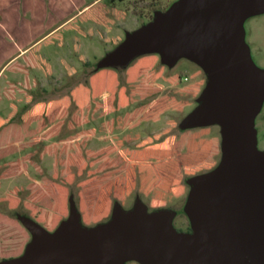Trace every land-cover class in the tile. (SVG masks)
<instances>
[{"label":"rangeland","instance_id":"obj_1","mask_svg":"<svg viewBox=\"0 0 264 264\" xmlns=\"http://www.w3.org/2000/svg\"><path fill=\"white\" fill-rule=\"evenodd\" d=\"M99 1L108 10L124 14L123 19L112 17L114 23L109 27L80 23L78 17ZM177 1L0 0V120L9 116L13 104L19 114L13 125L20 127L0 130V260L22 254L31 241L23 219L43 218L44 211L60 202L68 217L67 196L82 211L83 223L89 227L107 222L115 204L130 211L138 199L149 211L162 208L171 212L177 231L185 233L191 225L186 211L191 190L188 181L208 171L189 175L184 169L177 170L182 181L174 185L181 194H162L156 189L160 181H154L158 176L147 180L151 177L147 170L151 172L160 162L175 161L178 154L188 155L187 149L163 161L142 160V152L160 137L184 136L180 125L198 106L206 87L207 77L198 65L182 58L169 67L157 55L138 73L128 72V89H119L117 80L113 92L91 99L83 110L61 109L53 119L27 126L20 121L28 97L34 103L64 98L98 70H116V79L123 83L125 68L102 66L103 60L128 33L150 23ZM85 7L89 8L83 10ZM243 27L251 60L263 69L264 14L247 18ZM58 31L61 45L52 37ZM35 44L40 45L50 73L38 67L14 71V62L22 61L20 52ZM209 128L207 135L192 129L187 140L196 144L216 138L221 142L220 127ZM255 128L258 148L264 151V101ZM214 160L217 167L221 154Z\"/></svg>","mask_w":264,"mask_h":264},{"label":"water","instance_id":"obj_2","mask_svg":"<svg viewBox=\"0 0 264 264\" xmlns=\"http://www.w3.org/2000/svg\"><path fill=\"white\" fill-rule=\"evenodd\" d=\"M264 14V0H179L127 34L102 66H129L157 54L172 67L185 58L207 84L184 130L219 126L221 161L194 176L186 206L192 233L172 226L173 214L149 211L138 199L125 211L86 226L75 202L54 232L23 219L31 241L24 253L0 264H264V151L255 121L264 101V70L251 60L244 21Z\"/></svg>","mask_w":264,"mask_h":264},{"label":"trees","instance_id":"obj_3","mask_svg":"<svg viewBox=\"0 0 264 264\" xmlns=\"http://www.w3.org/2000/svg\"><path fill=\"white\" fill-rule=\"evenodd\" d=\"M112 17L122 20L124 14H120L115 9L108 10L106 4L103 3V1H99L84 13H82L78 17V21L80 23L91 22L99 26L109 27L114 23ZM60 33L61 31H58L52 37H57L58 42L61 45L62 36ZM50 39L46 40L45 42L47 44L51 43ZM156 56L157 54H147L137 57L129 66L125 68L124 71L126 75L123 83L119 78L116 79V74H119L116 70L101 69L93 73L89 77L85 85H77L64 98L48 102L34 103V101L30 100V98L28 97L27 110L20 116V121L23 126H27L37 120L53 119L52 116H54L55 113H57V111L61 109H71L72 107H74L75 109L83 110L87 107L91 99L100 97L103 93L106 92H113L117 85V80L119 89H128V72L133 71L134 73L132 74H136L135 72L137 71L138 73L142 65L154 61ZM14 65V71L18 72L26 71L27 67H38L45 74L50 73L49 64L43 59L42 55L40 54V45L36 44L30 47L27 53L22 56V61L14 62ZM11 109L12 111L9 116L5 120H0V130L4 127L12 128L13 126L16 129L20 128L19 126L13 125V122L19 115L17 113V107L12 104ZM209 129V127L199 128V131L201 132L200 135H207L209 133ZM191 131L192 129L184 130L182 132L184 136L179 139L173 136L160 137L156 140L157 142L156 144H154V146L145 147L144 151L142 152V160L156 159L163 161L171 158L172 155L178 154L184 147H186L187 149L188 155L183 156L178 154V157L175 161H167L162 163L160 162V164L156 165L153 168H150L151 172L147 170V174L151 176L150 178H147V180H153V176H158V179H154V181L156 183H158L157 180L160 181V185H157L156 189L162 194H172L174 197H178L181 194L180 191L177 192V188H175L176 186L174 185L182 181V177L179 175V173H177V170L184 169L187 174L196 175L197 173H201L204 171L210 172L216 168L214 159L221 154L220 140L213 138L210 141H200L196 144H193L189 140H187V134ZM62 193L63 195H66L64 190H62ZM70 199L71 196H69V199L67 196L66 200H69V212ZM158 200H162V197L159 196ZM64 205V203L60 202L57 206H55L54 209L46 210L47 212L44 211L43 218H35L31 216H29L28 218L42 225L48 231L54 232L61 224V222L67 219V208ZM77 209L81 215V220L83 222L82 211L78 207ZM160 209L162 208H157L153 211ZM27 232L30 234L28 230ZM27 244L25 245V248ZM22 254L1 259L0 262L20 257Z\"/></svg>","mask_w":264,"mask_h":264},{"label":"crops","instance_id":"obj_4","mask_svg":"<svg viewBox=\"0 0 264 264\" xmlns=\"http://www.w3.org/2000/svg\"><path fill=\"white\" fill-rule=\"evenodd\" d=\"M94 4H92L91 6H93ZM91 6H89V7H91ZM89 7H85V9L84 10H86L87 8H89ZM30 48V47H29ZM29 48H26V49H24V50H22V52H20V54H23V55H25L26 53H27V51H28V49ZM19 54V55H20ZM2 71V70H1Z\"/></svg>","mask_w":264,"mask_h":264},{"label":"flooded vegetation","instance_id":"obj_5","mask_svg":"<svg viewBox=\"0 0 264 264\" xmlns=\"http://www.w3.org/2000/svg\"><path fill=\"white\" fill-rule=\"evenodd\" d=\"M263 70H264V68H263ZM180 232V231H179ZM182 233V232H181ZM185 233H192V228H191V225L188 227V229L186 230V232Z\"/></svg>","mask_w":264,"mask_h":264}]
</instances>
